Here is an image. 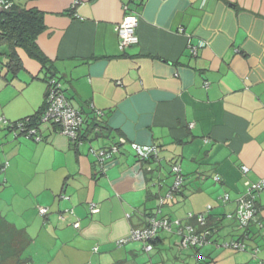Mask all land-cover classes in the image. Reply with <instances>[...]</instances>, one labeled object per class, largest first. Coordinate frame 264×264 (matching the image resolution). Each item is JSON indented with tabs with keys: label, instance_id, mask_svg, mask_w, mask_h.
Wrapping results in <instances>:
<instances>
[{
	"label": "crops",
	"instance_id": "crops-1",
	"mask_svg": "<svg viewBox=\"0 0 264 264\" xmlns=\"http://www.w3.org/2000/svg\"><path fill=\"white\" fill-rule=\"evenodd\" d=\"M7 2L43 17L47 67L21 48L17 67L0 54V120L41 112L54 77L86 123L79 144L50 125L37 142L0 123V264L264 262V193L247 229L230 219L246 184L264 180V0H139V43L124 51L115 28L129 0ZM122 141L102 168L95 153ZM132 144L158 156L140 160ZM174 165L184 185L169 199ZM209 207L217 233L199 249L166 233L151 251L118 245L152 217ZM236 241L245 251L223 246Z\"/></svg>",
	"mask_w": 264,
	"mask_h": 264
},
{
	"label": "built area",
	"instance_id": "built-area-1",
	"mask_svg": "<svg viewBox=\"0 0 264 264\" xmlns=\"http://www.w3.org/2000/svg\"><path fill=\"white\" fill-rule=\"evenodd\" d=\"M139 0H129L124 5L125 18L123 22L115 28V31L119 37V48L124 51L139 43V37L137 36V27L139 25V12L136 10V4ZM5 5V6H4ZM4 6L6 9L12 6L11 3H4L0 1V7ZM203 47V45H201ZM193 52H197V48L193 49ZM49 94L48 104L44 113L41 116L40 121L34 128H31V120L21 121L12 125L8 121L1 119L4 127H12V132L15 136L23 135L29 139H35L37 142L42 141V137L39 134L41 127L44 125H50L58 128V131L64 136L70 139L74 144L81 142L80 131L84 126V118L82 114L77 111L66 98L62 85L56 79H49ZM94 113L98 117H102L103 113L95 111ZM98 130H96L97 132ZM125 141L111 145L107 149H100L95 153L99 164L102 168L106 163L116 157L120 152ZM132 149L135 151L137 157L140 160H149L158 156V149L156 147H146L137 144H132ZM242 172L247 174L249 172L248 167H242ZM173 174L175 182L167 198L172 199L175 193L181 192L184 185V179L181 174L179 166H173ZM247 191L243 198L238 202V209L235 215L230 216V219L237 221L240 229H247L252 222H256L260 209L258 205V198L264 193V180L259 181L256 184L247 183ZM224 204L230 202L228 195L222 198ZM164 201L162 202V205ZM39 214L46 216L48 209L39 208ZM211 211V207L206 212L198 215L190 214L186 222L180 220H170L165 217H152L148 219L147 227L144 229L133 230L130 236L126 239H122L118 242L119 246L125 245L130 242H142L146 245V251L153 250L152 242L162 238V234L172 235L177 238L178 245L181 250H190L201 248L203 245L211 242L208 238V214ZM161 213L159 212V215ZM75 229L80 227L79 223L74 224ZM224 248L233 249L239 252L245 251V245L241 242H232L223 245ZM257 251L255 252V254ZM264 264V262H260Z\"/></svg>",
	"mask_w": 264,
	"mask_h": 264
},
{
	"label": "trees",
	"instance_id": "trees-1",
	"mask_svg": "<svg viewBox=\"0 0 264 264\" xmlns=\"http://www.w3.org/2000/svg\"><path fill=\"white\" fill-rule=\"evenodd\" d=\"M4 3H8L7 0H0ZM5 6V5H4ZM4 6L0 7V43H3L7 46L6 51L0 54L7 55L12 60L11 64H14L15 67L18 65V57H17V50L23 49L29 53L31 57L37 59L43 64L44 67H47V61L41 55L39 51V47L37 45V40L39 35L43 30V17L38 11L34 10H26L19 5H12L10 8L6 9ZM53 74L52 71H50ZM55 76V75H54ZM54 79V77L50 78ZM49 81V80H48ZM49 94V85H48V92H47V99ZM48 104V100L45 102V107ZM46 108H44L41 112L34 115L33 117L25 118L20 121L11 122L2 118L12 125H15L18 122L26 121L27 119L31 120V128H34L38 121H40L42 114L44 113ZM103 117V116H102ZM98 122V121H97ZM0 123L2 124L1 120ZM86 121L84 120V125ZM94 123H96L94 121ZM89 124V123H87ZM92 124L90 123V127ZM12 128V127H11ZM10 127H5L4 130L12 131ZM83 128V127H82ZM95 130H98L96 133L100 134L102 132L103 127H100V124L96 123L94 126ZM212 219V217H211ZM208 238L211 239L216 232L213 226H211L209 218H208ZM158 239L151 243L152 247L153 244H156ZM178 242V241H177ZM179 246V245H178ZM199 249V248H197ZM185 251V250H182Z\"/></svg>",
	"mask_w": 264,
	"mask_h": 264
},
{
	"label": "rangeland",
	"instance_id": "rangeland-1",
	"mask_svg": "<svg viewBox=\"0 0 264 264\" xmlns=\"http://www.w3.org/2000/svg\"><path fill=\"white\" fill-rule=\"evenodd\" d=\"M174 182H175V179H174ZM0 242H2V239H1V232H0ZM5 243H6V241H5Z\"/></svg>",
	"mask_w": 264,
	"mask_h": 264
}]
</instances>
